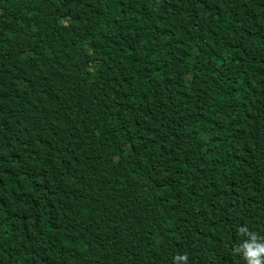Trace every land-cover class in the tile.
Here are the masks:
<instances>
[{
	"label": "trees",
	"instance_id": "1",
	"mask_svg": "<svg viewBox=\"0 0 264 264\" xmlns=\"http://www.w3.org/2000/svg\"><path fill=\"white\" fill-rule=\"evenodd\" d=\"M246 243L264 0H0V264H247Z\"/></svg>",
	"mask_w": 264,
	"mask_h": 264
},
{
	"label": "clouds",
	"instance_id": "2",
	"mask_svg": "<svg viewBox=\"0 0 264 264\" xmlns=\"http://www.w3.org/2000/svg\"><path fill=\"white\" fill-rule=\"evenodd\" d=\"M244 259L247 264H264V246L256 244H244ZM177 261H182L183 264H187L188 256L179 255L175 258Z\"/></svg>",
	"mask_w": 264,
	"mask_h": 264
},
{
	"label": "rangeland",
	"instance_id": "3",
	"mask_svg": "<svg viewBox=\"0 0 264 264\" xmlns=\"http://www.w3.org/2000/svg\"><path fill=\"white\" fill-rule=\"evenodd\" d=\"M75 65L79 68H82L83 67V60L82 59H79L77 61H75ZM85 214H86V218L87 220L92 218L94 216V213H93V210L90 209V208H86L85 209Z\"/></svg>",
	"mask_w": 264,
	"mask_h": 264
}]
</instances>
